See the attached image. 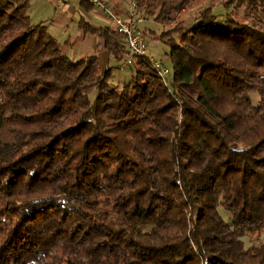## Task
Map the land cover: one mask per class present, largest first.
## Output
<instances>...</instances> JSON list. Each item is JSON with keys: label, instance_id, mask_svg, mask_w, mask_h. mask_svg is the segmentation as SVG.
Returning <instances> with one entry per match:
<instances>
[{"label": "trees", "instance_id": "trees-1", "mask_svg": "<svg viewBox=\"0 0 264 264\" xmlns=\"http://www.w3.org/2000/svg\"><path fill=\"white\" fill-rule=\"evenodd\" d=\"M127 1L169 82L135 57L114 83L0 0V264H264V0ZM79 27L127 61L113 23Z\"/></svg>", "mask_w": 264, "mask_h": 264}, {"label": "rangeland", "instance_id": "rangeland-1", "mask_svg": "<svg viewBox=\"0 0 264 264\" xmlns=\"http://www.w3.org/2000/svg\"><path fill=\"white\" fill-rule=\"evenodd\" d=\"M103 1L108 8L113 10L115 13L117 12L116 8L113 5L114 4L113 2H109L108 0H103ZM198 1H202V0H198ZM125 2L126 0L124 1V3ZM130 3L131 1H127V3L125 4L126 9L129 8ZM32 4H35L34 10H32L30 7L28 9V12L31 15L32 20L34 21H41V20L43 21L49 19L56 20V24H54L51 27L50 32L56 37L57 40H59V42L61 41L62 43L66 44L63 45V48L65 52L68 53L69 56H71L73 59H78L82 56H90V38H88V35H93V34H89V33L84 34L79 27V21L81 19L82 12L84 13L87 12L83 11V9L80 8V6L78 5L79 9L81 10L79 17L74 18L75 22L73 24L66 25L64 24L62 16L59 14L60 10L57 8L55 9L46 0H33ZM207 4H209V1L205 0L204 3H202L201 5L199 4L197 7H195V9L204 7ZM214 11L217 14L218 22H222L226 19L227 11L222 5L220 4L216 5ZM87 14H89L87 16L88 20L94 25H106L105 23L111 24V21L108 19L103 9L99 8L97 5L93 4V9ZM142 27L143 30L149 28L155 33H159L163 30V28L160 25H158L156 22H154L151 19L146 20L144 23H142ZM146 41L148 45L149 56L153 57L155 60L161 62L162 64L172 69V62L169 59V55H168L170 51L168 45L165 42L155 40L150 36H147ZM110 58H111V62L114 63L113 67H116V69H114V75L112 77V81L114 83H118L119 81L129 80L133 72V69L130 67V65L125 64V61L123 63L118 64L111 56ZM252 97H253V102L257 103L259 100L258 94L253 93ZM220 208L225 210L223 207ZM221 212L225 216V218L229 220L227 214L222 210ZM262 238L263 236L261 237V239ZM245 241L247 245L250 244L249 238H245Z\"/></svg>", "mask_w": 264, "mask_h": 264}, {"label": "built area", "instance_id": "built-area-1", "mask_svg": "<svg viewBox=\"0 0 264 264\" xmlns=\"http://www.w3.org/2000/svg\"><path fill=\"white\" fill-rule=\"evenodd\" d=\"M59 2H66L69 0H58ZM91 4L97 5L103 9L108 19L113 23L118 31L123 35V40L127 49L130 53L127 61V65H133L135 57H143L149 59V61L158 70L159 75L166 82L172 77L171 69L161 62L150 57L148 54V45L146 37L143 34L141 28V22L143 16L138 10V4L135 1L130 3V6L124 13H115L113 10L108 8L102 0H88Z\"/></svg>", "mask_w": 264, "mask_h": 264}, {"label": "crops", "instance_id": "crops-1", "mask_svg": "<svg viewBox=\"0 0 264 264\" xmlns=\"http://www.w3.org/2000/svg\"><path fill=\"white\" fill-rule=\"evenodd\" d=\"M31 1V0H30ZM33 1V0H32ZM32 1L30 2V8L32 10H34L35 8V4H32ZM48 3H50L55 9H59L60 10V15L63 18L64 24L69 25V24H73L74 18H78L79 14L81 13V10L79 9L78 5H79V0H69L66 2H59L58 0H46ZM109 2H113L114 7L116 8L117 12L119 13H124V11H126L125 8V4L124 3L125 0H108ZM84 13V12H82ZM86 16H88L89 14L84 13ZM91 18V17H90ZM105 19V17H104ZM146 20L145 18H143V21L141 22V28L142 27V23H144ZM34 23L37 22H43L47 25L49 31H51V27L56 24V20L55 19H49V20H41V21H34ZM106 25H108L107 23H105ZM88 38H90V56H96L98 57L102 67L104 68V70H106L107 68L113 67V62H111V58L108 54L107 51L101 50L99 47V39L97 35H88ZM60 43H62L60 41ZM68 54V53H67ZM71 57V56H70Z\"/></svg>", "mask_w": 264, "mask_h": 264}]
</instances>
